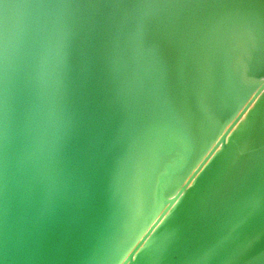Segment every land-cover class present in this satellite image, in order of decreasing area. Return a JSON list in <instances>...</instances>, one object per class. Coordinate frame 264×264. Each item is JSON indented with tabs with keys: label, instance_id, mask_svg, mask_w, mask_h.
I'll return each mask as SVG.
<instances>
[{
	"label": "water",
	"instance_id": "obj_1",
	"mask_svg": "<svg viewBox=\"0 0 264 264\" xmlns=\"http://www.w3.org/2000/svg\"><path fill=\"white\" fill-rule=\"evenodd\" d=\"M0 264H264V0H0Z\"/></svg>",
	"mask_w": 264,
	"mask_h": 264
}]
</instances>
